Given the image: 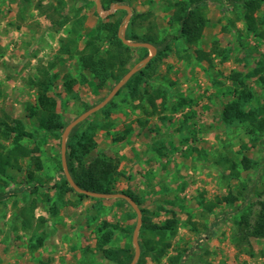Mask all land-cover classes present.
<instances>
[{
  "label": "rangeland",
  "instance_id": "rangeland-1",
  "mask_svg": "<svg viewBox=\"0 0 264 264\" xmlns=\"http://www.w3.org/2000/svg\"><path fill=\"white\" fill-rule=\"evenodd\" d=\"M100 2L98 9L94 0H0V115L8 114L10 122L21 119L26 130L35 131L36 118L27 109L37 106L33 80L48 76L49 94L66 126L104 100L120 79L99 86L81 67L78 52L103 20H113L109 16L115 10L107 11L128 5L130 16L124 9L121 25L125 37L136 34L137 41L159 47L139 69L145 72L139 92L162 88L166 100L158 98V110L148 115L147 100L132 98L124 88L107 103L108 114L99 109L79 123L82 131L99 124L94 149L84 161L100 153L119 161L114 193L134 190L146 209L143 213L138 205V240L143 214L160 223L170 217L168 208L176 211L170 246L163 254L139 243L141 264H264V237L246 239L247 227L237 223L246 214L253 224L264 199V134L253 143L242 123L228 125L221 118L234 96V71L245 77L260 68L246 82L254 92L252 104H264V2L253 11L258 27L249 32L243 3L209 0L204 34L194 44L175 37L168 0ZM99 35L104 51L106 32ZM146 56L134 49L126 71ZM128 125L126 138L114 141ZM21 141L29 148L38 145L39 151L20 160L21 170L0 174V264H120L119 259L130 264L138 218L133 206L120 197L93 199L66 190L62 135ZM244 156L251 159L249 170L241 164ZM229 193L234 202H217ZM104 221L113 231L105 247L121 250L119 259L97 250L93 229Z\"/></svg>",
  "mask_w": 264,
  "mask_h": 264
},
{
  "label": "trees",
  "instance_id": "trees-1",
  "mask_svg": "<svg viewBox=\"0 0 264 264\" xmlns=\"http://www.w3.org/2000/svg\"><path fill=\"white\" fill-rule=\"evenodd\" d=\"M29 2L30 0H23ZM88 2V0H86ZM112 2H122L124 0H111ZM233 4L243 3V17L246 21V28L249 32H254L257 27V21L253 14V11L264 0H230ZM170 10V24L177 26L176 38H183L188 44H194L198 42L203 34L207 25V14L205 7L208 5L209 0H168ZM104 6H107L104 4ZM108 8V6H107ZM124 9H117L109 17L112 21L101 22L98 27L97 34H90L85 41L84 47L78 52L79 62L84 70H87L97 81L99 86L106 84L110 78L121 79L124 74L127 73L126 67L131 60L132 52L134 49L143 51L144 56L148 55L149 51L147 47H132L125 44L118 35L119 27L122 25ZM73 32H76V26H73ZM100 31L106 32L107 48L102 50L100 44L101 38ZM127 39L137 41L139 37L136 34L129 33L126 35ZM72 42L76 40L73 37ZM148 39H144V41ZM159 50L158 45H155ZM169 45H165V49H169ZM151 64V61L146 65L147 68ZM260 68L255 71H251L243 77V72L234 71L230 74L231 80L235 86L233 99L226 102L221 118L226 124H232L235 122L242 123L246 127V132L252 137V142H256L261 139L264 134V104L256 106L252 104L254 98V92L250 88L247 79L256 76ZM144 70H138L131 78L125 83V85L118 91L119 94L124 88L130 89V95L132 98H136L140 95L142 99L147 100L151 106L149 110H145L148 115L156 113L158 110L157 99L161 98L164 102L166 100L165 90L162 88H156L149 91L145 90V93H140L139 85L144 80ZM48 76V75H47ZM33 83L38 86V98L37 106H28L29 115L36 118L35 131L26 130L25 124L21 119H15L10 122L9 115H0V174H6L9 169L21 170L20 160L27 158L33 151H39V146L35 145L33 148H29L24 144L21 139L30 136L33 139L45 137L53 134L56 136L62 135L66 127V123L63 121L61 115L57 112V101L49 94L51 89V79L46 77L44 79L33 80ZM70 89V87H69ZM185 101V100H184ZM108 104L100 109L108 114ZM140 107V106H139ZM143 107V106H141ZM176 110V109H175ZM99 124H94L87 131L79 130L80 124L76 125L70 132L69 139L66 143V157L69 164V170L75 183L83 188L94 192L113 194L116 186V173L118 172L119 161H116L111 155L106 153H100L95 155L90 160L85 162V157L89 156L94 146L95 134ZM131 125L126 126L124 133L114 138V141L123 140L131 132ZM11 139L10 145L5 143L6 140ZM243 169L249 170L251 168V159L248 156H244L241 159ZM36 167L41 168V162L39 158H36ZM60 167L62 165L60 163ZM237 172H235L236 174ZM29 177L34 179L33 173L29 174ZM36 179V178H35ZM66 190H70L77 193L80 197H89L84 193H79L73 188L67 179H65ZM38 190L37 186L31 188L32 192ZM135 202L141 207L143 213H146V209L142 206V198L134 191H125ZM93 199L97 197L91 196ZM236 199L231 193L224 196L222 199L218 198L217 202L226 200L228 202H234ZM126 201V200H124ZM164 203H161L163 210ZM260 211L258 213L255 222L251 224L246 214H242L241 219L238 220V224H243L247 227L248 232L246 239L250 237L263 238L264 237V199L259 200ZM212 208L211 204L208 205ZM170 214V217L160 223H153L149 220L148 216L143 214V229L142 237L139 243L143 242L144 247H147L152 251L166 252V248L170 246L168 240L169 233H174L178 220L176 218V211L173 208L166 210ZM135 215V214H134ZM110 224L107 221L102 222L101 225L93 229L97 239V247L101 253L106 257H117L121 250H115L113 248H107L105 245L109 243L113 236V231L109 228ZM145 235V236H144ZM141 245V244H140ZM128 257L129 261L132 255ZM120 264H126L123 260L119 259ZM136 264H141L139 260Z\"/></svg>",
  "mask_w": 264,
  "mask_h": 264
},
{
  "label": "water",
  "instance_id": "water-1",
  "mask_svg": "<svg viewBox=\"0 0 264 264\" xmlns=\"http://www.w3.org/2000/svg\"><path fill=\"white\" fill-rule=\"evenodd\" d=\"M97 3V7L98 9L101 8V2L100 0H94ZM117 9H126L128 11V16H130L131 13V8L126 5V4H115L114 7H112L109 11H107V13L112 12L113 10H117ZM123 26L120 27V31H119V37L122 39V41L132 47H147L151 50V54H149L148 56H146L145 58H143L139 63L135 64L126 74H124V76L117 82V84L114 86V88L111 90V92L106 96V98H104V100H102L100 103L96 104L95 106L87 109L85 112H83L82 114H80L77 118H75L74 120H72L64 129L63 134H62V163H63V167L65 170V174L67 176L68 181L70 182L71 186L73 188H75V190H77L78 192L87 194L89 196H93V197H120V198H124L126 199L132 206L133 208L136 210L138 218H137V226L134 230V234H133V242L135 245V255L131 261L130 264H136L139 256H140V244H139V240H138V231H139V227L141 225V210L138 206V204L135 202V200H133L128 194L126 193H114V194H108V193H100V192H94V191H90L87 189H83L81 187H79L75 181L73 180L68 166H67V157H66V143H67V138L70 134V132L72 131V129L78 125L80 122H82L83 120H85L89 115H91L92 113L96 112L97 110L101 109L102 107H104L117 93L118 91L125 85V83L131 78V76L137 72L144 64H146L152 57L153 54H155L156 52V47L148 42H140V41H131L129 39H127L125 37L124 31H122Z\"/></svg>",
  "mask_w": 264,
  "mask_h": 264
}]
</instances>
